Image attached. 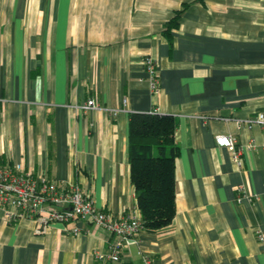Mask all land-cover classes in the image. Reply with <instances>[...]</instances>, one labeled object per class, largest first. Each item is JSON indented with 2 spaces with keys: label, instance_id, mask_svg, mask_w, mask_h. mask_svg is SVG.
<instances>
[{
  "label": "crops",
  "instance_id": "obj_1",
  "mask_svg": "<svg viewBox=\"0 0 264 264\" xmlns=\"http://www.w3.org/2000/svg\"><path fill=\"white\" fill-rule=\"evenodd\" d=\"M0 1H10L0 2L1 162L133 215L129 113L175 117L178 147L171 223L140 230L119 261L95 257L115 236L91 222L38 234L0 209V264H144L143 255L149 264H264V130L241 125L264 112V0ZM145 56L157 65L156 94ZM88 99L96 107L83 111ZM216 134L237 139L242 167Z\"/></svg>",
  "mask_w": 264,
  "mask_h": 264
},
{
  "label": "built area",
  "instance_id": "obj_2",
  "mask_svg": "<svg viewBox=\"0 0 264 264\" xmlns=\"http://www.w3.org/2000/svg\"><path fill=\"white\" fill-rule=\"evenodd\" d=\"M145 70L149 75L150 89L154 94L159 92L157 65L151 56L143 59ZM96 107L93 99H88L80 106L83 111ZM152 112H156L153 109ZM250 127L258 124L264 130V112H258L253 118L245 119L241 125ZM215 143L226 148L232 162L242 167V146L231 134H216ZM251 140L247 149L254 147ZM243 196L237 198L241 200ZM251 199V196H247ZM0 209L9 221L29 219L35 223V232L45 233L53 223L91 222L115 236L108 252H97L99 260L119 261L123 245L137 244L136 235L144 229L138 213L116 216L110 211L99 209L90 193L81 189L78 184L57 182L42 173H34L25 168L22 162L13 164L0 161ZM79 232L78 227L70 230ZM257 239L264 243V232H257ZM144 264H149V257L142 256Z\"/></svg>",
  "mask_w": 264,
  "mask_h": 264
},
{
  "label": "trees",
  "instance_id": "obj_3",
  "mask_svg": "<svg viewBox=\"0 0 264 264\" xmlns=\"http://www.w3.org/2000/svg\"><path fill=\"white\" fill-rule=\"evenodd\" d=\"M177 10L166 22L163 33L178 25ZM176 119L170 114L131 112L128 119V161L136 206L144 229L168 226L175 214L174 142Z\"/></svg>",
  "mask_w": 264,
  "mask_h": 264
},
{
  "label": "rangeland",
  "instance_id": "obj_4",
  "mask_svg": "<svg viewBox=\"0 0 264 264\" xmlns=\"http://www.w3.org/2000/svg\"><path fill=\"white\" fill-rule=\"evenodd\" d=\"M1 3H5V2H8V3H10V1H0ZM3 6V5H2Z\"/></svg>",
  "mask_w": 264,
  "mask_h": 264
}]
</instances>
